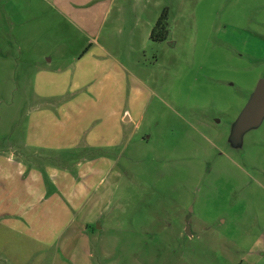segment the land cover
<instances>
[{
  "label": "rangeland",
  "instance_id": "obj_1",
  "mask_svg": "<svg viewBox=\"0 0 264 264\" xmlns=\"http://www.w3.org/2000/svg\"><path fill=\"white\" fill-rule=\"evenodd\" d=\"M43 3L0 0V142L47 91L89 121L128 115L124 169L85 229L31 237L0 220V264H264V115L238 124L264 78V0Z\"/></svg>",
  "mask_w": 264,
  "mask_h": 264
},
{
  "label": "crops",
  "instance_id": "obj_2",
  "mask_svg": "<svg viewBox=\"0 0 264 264\" xmlns=\"http://www.w3.org/2000/svg\"><path fill=\"white\" fill-rule=\"evenodd\" d=\"M42 1L60 14L94 10L93 4L84 5L89 0ZM38 94L47 103L30 108L23 132L0 142V220L31 237H61L96 221L106 205L115 178L122 176L119 169H124L118 164L125 152L121 121L130 118L113 112L111 124L97 123L100 117L89 121L80 107L71 108L76 104L58 106L50 102V92ZM63 213L70 216L56 226L54 219Z\"/></svg>",
  "mask_w": 264,
  "mask_h": 264
},
{
  "label": "water",
  "instance_id": "obj_3",
  "mask_svg": "<svg viewBox=\"0 0 264 264\" xmlns=\"http://www.w3.org/2000/svg\"><path fill=\"white\" fill-rule=\"evenodd\" d=\"M264 115V78L260 79L254 89L252 98L240 115L238 124L246 129L257 124Z\"/></svg>",
  "mask_w": 264,
  "mask_h": 264
},
{
  "label": "trees",
  "instance_id": "obj_4",
  "mask_svg": "<svg viewBox=\"0 0 264 264\" xmlns=\"http://www.w3.org/2000/svg\"><path fill=\"white\" fill-rule=\"evenodd\" d=\"M167 34V24L164 16H161L150 33L153 41H163Z\"/></svg>",
  "mask_w": 264,
  "mask_h": 264
}]
</instances>
